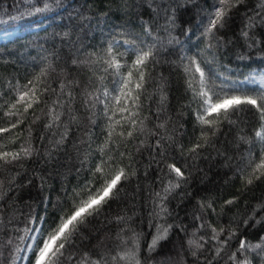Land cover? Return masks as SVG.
I'll return each mask as SVG.
<instances>
[{
	"label": "trees",
	"instance_id": "16d2710c",
	"mask_svg": "<svg viewBox=\"0 0 264 264\" xmlns=\"http://www.w3.org/2000/svg\"><path fill=\"white\" fill-rule=\"evenodd\" d=\"M47 2L53 5L51 10L35 13L34 8L43 7L45 0H0V32L41 27L0 45V128H10L17 120V116L5 114L16 102L17 89L23 92L24 86L37 77L40 78L36 85L38 94L43 88L48 89L41 95L40 103L27 113L23 112L24 104L17 105L13 111L21 113L22 122L0 133V145H3L0 153L18 152L27 143L34 149L29 158L7 164L0 161V264L22 263V259L14 257L17 247L23 249L30 243V239H20L25 236L23 230L54 227L62 212L71 209L74 189L79 191L89 181L93 190L99 188L103 181L99 173L94 179L93 172L109 155L111 169L106 167L105 172L114 174L115 169L124 168L128 178L117 185L116 199L109 200L99 214L87 218L74 237L73 246L65 253L66 256L74 253L72 261L64 260L62 264H78L82 260L87 264L85 254L90 259L103 255L109 264H128L119 260V254L125 251L118 238L122 229H126L122 233L124 239L133 231L140 234L141 264H207L208 261L233 264L229 259L233 252L237 261L242 260L244 257L237 251L240 241L255 244L264 236V208L253 211L264 205V176L258 180L252 177L253 183L247 184L251 169L246 170L243 179L240 172L246 163L242 158L248 156L249 150L259 163L261 144L255 138V131L260 130L259 114L248 106L230 115L233 123L222 120L213 136L208 126H201L196 120L198 105L188 90L184 65L188 63L187 57H195L225 90L241 87L253 92L259 90L260 85L252 82V77L264 70V52L259 47L249 49L240 33L246 14L251 15L260 0H243L232 9L225 26L215 33L219 42L202 35L207 24L206 12L212 10L214 0ZM163 8H169L167 16ZM172 9L174 24L170 25L168 17L173 15ZM209 43L212 47H208ZM109 46L124 65L120 75L105 63ZM148 46H154L155 55L143 69L145 81L139 100V119L144 121V131L141 133L138 125L133 137L122 140L116 135L121 131L117 125L113 134L116 143L108 142L105 146L109 123L105 104L112 108L115 103L112 97L119 95L121 77L127 75L136 52ZM240 55L247 58L239 59ZM105 89L108 97L104 96ZM57 99L61 105L54 106ZM50 107L63 113L51 129L45 127L49 123ZM70 115L76 120H70ZM120 118L117 113L114 120ZM159 124H164V128H158ZM65 130L67 137L57 144ZM127 130L125 126V136ZM202 130L208 133L207 143L200 139ZM241 136L251 143L243 142ZM196 143L204 146L197 153L189 152ZM120 152L125 153L123 158ZM168 164L180 168L185 179L164 202L170 215L159 220L153 216L157 199L154 194L174 179ZM228 200L234 203L226 204ZM198 202L211 203L212 208L202 210ZM196 216L201 220L194 219ZM117 217H124V222L118 223ZM257 220L261 222L256 223ZM201 222H205L203 229L199 227ZM157 223L173 227L149 254L148 244ZM208 224L218 232L224 229L220 240L230 231L235 232L219 256L215 253L218 242L209 239L212 233ZM201 236L205 239L200 240ZM190 239L204 244L198 259L191 255ZM246 254L252 264H261L259 257ZM19 255L24 256V252ZM113 256L117 257L115 262ZM31 259L34 261V256Z\"/></svg>",
	"mask_w": 264,
	"mask_h": 264
},
{
	"label": "snow or ice",
	"instance_id": "6c2138e0",
	"mask_svg": "<svg viewBox=\"0 0 264 264\" xmlns=\"http://www.w3.org/2000/svg\"><path fill=\"white\" fill-rule=\"evenodd\" d=\"M56 3L59 4V0H56ZM243 0H214L212 4V10L206 12L207 15V24L204 25V30L202 35L208 38L209 40L216 38L215 33L219 29L223 28L226 23V19L229 18V13L232 9L238 7ZM53 7L52 4L48 3L45 0L43 7H35V13H41L51 10ZM165 12V15H168L169 8L161 9ZM156 11V9H154ZM173 15L169 16V24H174V12L171 10ZM246 22L244 27L241 29V37L245 40L246 46L249 49L260 48L261 52H264V31L257 32L256 29H264V0H260L257 4V7L254 10H251V15L246 14ZM148 30L146 29V32ZM150 34V32L148 33ZM219 42V39L216 38ZM208 47H212V44L209 43ZM95 55V54H90ZM106 55L108 59L105 63L109 68H114L116 74L120 75V69L124 67L117 59V54L113 52L111 46L106 49ZM120 56H123V53H119ZM155 55L154 46H148L147 48L141 47L135 54V60L132 62L131 67L128 70L126 76H122L120 83L121 87L119 89V95L112 97V100L115 102L112 108H109L108 104H105L104 112L109 123L107 125L108 137L105 142V146L108 142L116 143L113 141V134L116 132V126L119 125L121 131L116 133L122 140L131 138L137 132V126L139 125V131L142 133L144 131V121L139 119V100L141 91L143 90V85L145 81L144 67L147 62L152 59ZM239 59H246L244 55H240ZM188 63L184 65V71L188 76L187 86L188 90L191 91L193 101L197 103L198 108L195 112L196 120L201 126H208L212 131L214 136L216 131H218V125L222 120H228L229 123L233 121L229 120L230 115L235 114L240 111L246 110L248 106H251V109H254L256 113L259 114L260 120V130L255 131V138L261 144L260 148V157L259 163H256L251 150H249L248 156L242 158V161H246L243 167L240 168L241 177L244 178L245 172L247 169H251L247 173L248 178L246 179L247 184L253 183V178L260 179L261 176H264V76L259 77L260 88L256 91H248L244 88H231L225 90L223 85H217L212 79L210 73L206 72L202 67L200 62L197 61L195 57H187ZM133 70H135L136 78L133 79ZM41 75H44V70H42ZM246 80L249 78L246 77ZM40 78L37 77L35 81H29L28 85L24 86V91L20 92L17 89L18 95L16 102L9 106V112L5 113L6 115H15L17 120L15 123H11L10 128H15L18 123L22 122L21 113L13 111L17 109V105L24 104L23 112L27 113L28 109L32 108L34 104L40 103V97L43 92H46L48 89L45 87L38 94V89L36 87ZM252 82H256L253 78ZM31 86V87H30ZM64 85H61V90L63 91ZM69 97L71 93H68ZM104 96L108 97V90L105 89ZM99 97H97V100ZM123 102V103H122ZM54 106L61 105V101L57 99L53 102ZM87 103V101H86ZM94 106V105H92ZM111 110V115L109 111ZM120 114V119H115L116 114ZM127 113V115H124ZM63 113L56 111L55 107H50L48 109L49 123L45 125L46 128L51 129L54 124H57L60 121V116ZM208 117H212L209 119ZM70 120L75 121L76 117L70 115ZM128 126L127 134L123 131L124 127ZM158 128H164V124L157 125ZM10 128H0V133L10 131ZM67 137V130L60 134V140L56 141L57 144L63 142ZM200 139L204 140L205 143L208 142V133L207 131L202 130ZM240 139L245 143H251L248 139L241 136ZM159 141H157V147H159ZM143 145V141H141ZM119 145L117 144V147ZM204 145L201 143H196L193 145L189 152L197 153V150ZM3 147V145H0ZM34 149L30 143L26 145H21L20 151L18 152H2L0 153V161L3 163H12L13 161H18L24 158H29L33 155ZM101 154H104V148L100 149ZM120 157L125 156L124 152L119 153ZM112 160V156L109 155L108 160H101L95 167L93 172V178H97V173L100 174L99 178L103 181L99 188L93 190L92 181L87 182L80 188L79 191L73 190L72 197L73 204L70 210L62 212L60 219L55 223L54 227L49 229L36 227V228H25V236L20 237L21 240L30 239L32 243H29L26 248L17 247L15 249L16 256L14 259H23L28 261V264H62V261L66 260L71 262L74 256V253L68 254V248H71L74 244V237L81 230V226L85 224L88 217L97 215L101 212L102 208L109 202V200L116 199L118 197L119 189L117 185L122 179H127L128 175L126 174L124 168H118L114 170V174H109L105 172V168L111 169V164L109 163ZM169 174H175L174 179L168 180L167 184L163 185L161 192H156L154 195L157 198L154 203L156 208L154 209L153 216L159 220L164 219L168 213L167 207L165 206V201L168 197L175 191L176 188L181 186V181L185 179L184 173L180 168L176 167L174 164L167 165ZM135 174L134 172L132 173ZM78 201V202H77ZM199 207L203 209H211V203L204 204L203 202H198ZM226 204L234 203L233 200H228ZM264 208V205H260L257 209H254V213ZM215 211L214 209H212ZM253 217H249L252 219ZM196 220H201L200 216L194 217ZM264 219V217H262ZM118 223L124 222V217L116 218ZM260 220H257L256 223H260ZM30 223H36V221H30ZM40 223L43 224V217L40 218ZM247 225L248 221H244ZM149 227H152L150 222ZM156 232L152 237L151 242L148 244L147 251L149 254L156 250L158 243L161 240L167 238L169 231L172 229V224H167L166 226L161 223L156 224ZM177 228H180V225H176ZM201 229L205 227V222H201L199 225ZM208 227L211 229V237L209 239L216 240L218 246L215 249L216 256H219L223 251V248L227 245L228 241L235 236L234 231H230L228 236L224 240H220V235L224 232V229L221 228L219 232L215 227H212L211 224H208ZM126 229L121 230V234H118V238L121 239V243L125 245V251L122 254H119V260L128 261V264H141V261L138 257L139 245H140V234L133 231L132 235L127 239L122 237V233ZM183 230V229H181ZM29 233H35L34 235H28ZM47 233V234H45ZM200 240L205 238L201 236ZM131 242V247H128V243ZM12 240H8V244H11ZM190 247L193 248L191 255L193 258H199L198 252L201 251L204 247V244L199 243L197 240L190 239L188 241ZM25 252L24 256H20V252ZM238 252L244 257L242 260H236V253L233 252L229 257L233 261V264H252V260L249 255L246 253H255L261 260V264H264V236L260 238V242L252 244L245 240H241ZM31 254V255H28ZM34 256V261L31 257ZM85 259L87 264H109V261L105 259L103 255L99 259H90L87 254H85ZM112 261L117 260L116 256H113ZM78 264H85V261H80ZM207 264H212L211 261H208Z\"/></svg>",
	"mask_w": 264,
	"mask_h": 264
},
{
	"label": "rangeland",
	"instance_id": "374dc122",
	"mask_svg": "<svg viewBox=\"0 0 264 264\" xmlns=\"http://www.w3.org/2000/svg\"><path fill=\"white\" fill-rule=\"evenodd\" d=\"M37 29H38V27H36L34 29L30 28V29H27L26 31H21L19 28H15V29H12V30H9V31H6V32H2V33H0V44H4V43H7L9 41H12V40H14L17 37L23 36L26 33L34 31V30H37ZM260 76H264V71L257 72L252 77V79L254 78L256 80L255 84H257V85H260L259 82H258ZM30 243H32L31 240H30ZM25 254L26 253L24 252V255ZM177 254L180 256L181 250H179L177 252ZM251 254H252V256H256L255 253H251ZM28 255H30V254H28ZM256 258H258V256H256ZM26 263H27V261L22 259V263L21 264H26Z\"/></svg>",
	"mask_w": 264,
	"mask_h": 264
},
{
	"label": "bare ground",
	"instance_id": "6f19581e",
	"mask_svg": "<svg viewBox=\"0 0 264 264\" xmlns=\"http://www.w3.org/2000/svg\"><path fill=\"white\" fill-rule=\"evenodd\" d=\"M261 71H264V70H261ZM261 71H257V72H261ZM257 72H255V73H257Z\"/></svg>",
	"mask_w": 264,
	"mask_h": 264
}]
</instances>
